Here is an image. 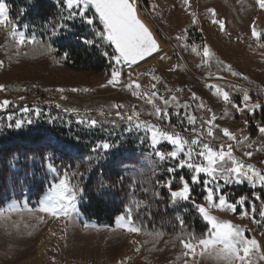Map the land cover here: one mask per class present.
Returning <instances> with one entry per match:
<instances>
[{
	"label": "rangeland",
	"instance_id": "obj_1",
	"mask_svg": "<svg viewBox=\"0 0 264 264\" xmlns=\"http://www.w3.org/2000/svg\"><path fill=\"white\" fill-rule=\"evenodd\" d=\"M136 2L141 16L161 40L163 50L140 65L118 66L117 69L121 73L120 83L115 87L108 84L112 76L101 78L73 71L62 73L60 77L65 82L72 79L74 81L72 84H80L79 81L83 79L86 81L93 79L96 81L95 84L91 87L61 86L57 90H50L49 96L44 99L36 96L25 97L24 94H20L17 98H8L4 95L3 85L0 102L7 100L10 103L0 108V135L5 129H11L17 132H42L44 138L39 143L38 157L22 163L20 167L12 166L0 187L2 192L14 196L11 202L0 210V264H121L140 248L136 240L138 233H130L125 228L117 227V220L121 216L125 218L131 216L129 207L137 203L138 196L154 195L159 168H162V163H169L170 160L161 162L155 152L161 151L162 145H168L172 151L175 150V146L167 140H161L155 146V150L152 147L149 155L135 156L116 152L111 166L122 174L126 183L139 187L136 193L126 197L131 199V204L126 208L125 213L116 219L113 226H101L82 216L79 213L80 194L77 195L76 209L71 215L53 216L41 211V204L51 187L63 178V174H60L57 168L55 173L50 171L48 163L52 162L51 157L65 160L60 153L67 149L63 145V140L55 136L50 127L66 125L85 130L93 128L100 130L98 125L89 126L87 121L80 123L81 120L63 119L55 114L56 110L74 109L73 112L98 111L105 114L129 113L132 116L134 113H139L138 118L141 122L147 121L150 125H156L187 139L196 138L199 134V138L213 148L218 149L220 145L226 148L231 144L236 158L264 173V133L259 131L260 127H264V46H262L264 45V9L259 7L256 0H189V4H185L184 0H147V2L136 0ZM210 9L215 10L216 19L225 22V30L212 23ZM90 11L94 12L92 9L88 12ZM194 20L198 23H194ZM253 24L261 33L259 39L252 35ZM2 27L0 26V29ZM18 32L24 33V31ZM178 37L183 38L178 39ZM194 46L197 48L195 52L192 50ZM205 46L214 53L211 58L202 57ZM224 57L231 62H227ZM205 59L207 63L204 62ZM228 65H231L232 71L228 70ZM236 66L240 71L235 68ZM193 67L197 71H193L192 74L203 81L198 88L205 91V94L188 86L181 77L180 73L192 71ZM233 72L240 75H233ZM153 76L159 77V80H154ZM253 80L254 83L260 84L259 87L251 85ZM133 81L139 83L141 87L136 89L133 84L129 89L127 84ZM152 85H155V88ZM209 85H218L227 91L231 103L225 102L222 97L216 95L215 88ZM59 89L65 91L61 92ZM72 89L79 91H71ZM84 89L88 91H83ZM178 89L181 91H177ZM133 92H139L140 95H133ZM153 92L157 93L156 105L166 107L168 115L164 119L149 114L153 113L154 109L153 105L147 102V97ZM245 92L250 96L247 102L243 100ZM193 93L199 99H193ZM173 96L177 98L175 101L172 100ZM160 97L169 100V104L165 106ZM245 103L249 106L255 104L260 106L249 111L244 108ZM200 104L204 107L201 108ZM116 105L123 107L117 108ZM233 105H239L244 111H238ZM25 108L28 109L27 112L24 111ZM37 109L40 110L39 114ZM213 113L216 116L214 124L219 126L214 128L215 139L206 135L207 124H204L203 134H200L202 123L209 120ZM193 115L197 120L191 125L188 123V117ZM9 117L12 119L9 120ZM17 120L24 121L19 129L14 126ZM29 120L32 122L28 123ZM9 124L13 126L9 127ZM129 128L125 132L148 134L151 140V132L146 131L145 128L138 129L135 126H132L131 130ZM193 128L197 131L193 132ZM223 128H228L241 143L238 144L237 141L224 137ZM245 136L248 137L247 141L244 140ZM246 152H252L253 155L248 157L245 155ZM67 157V161L72 159L71 162L81 172L89 173L96 162V155L92 150L87 154L73 153L71 158ZM180 158H185L183 153ZM171 162H175V165L178 163L173 159ZM185 169L192 175L190 169L186 167ZM200 179L202 182L197 184L202 185L206 191L205 182L209 178L201 174ZM32 180L36 183H44L47 190L39 199L30 201L27 194L35 190ZM219 183L221 187L216 188L217 195L223 194L229 202L239 200L227 196L228 193L234 192L237 186L261 188L258 182L253 186L247 180L243 183L228 184L221 180ZM211 186L215 188L214 184ZM180 187L182 184L178 188ZM225 189H228L226 193ZM253 197L257 199L258 193H254ZM193 201L195 204L207 206L205 198L201 202L190 199L177 203L193 204ZM261 208V211H264V206ZM245 211L248 212L247 216L242 215ZM211 212L221 220L231 221L243 227L246 236L258 240L261 251L264 252V217L257 215L253 202H250L248 207L246 204H238L235 213L216 208H212ZM199 251L200 249L197 248V253ZM252 259L254 264H264V260L256 256ZM184 264H221V262L208 255L197 254L194 257L187 256Z\"/></svg>",
	"mask_w": 264,
	"mask_h": 264
},
{
	"label": "trees",
	"instance_id": "obj_2",
	"mask_svg": "<svg viewBox=\"0 0 264 264\" xmlns=\"http://www.w3.org/2000/svg\"><path fill=\"white\" fill-rule=\"evenodd\" d=\"M141 1L147 2V0ZM4 2L8 5L9 20L16 30L24 31L28 39L34 36L40 42L35 46L26 45L18 50L10 44V38L7 35L9 29L4 26L0 29V61L3 62V66L0 67V85L5 86L6 97L17 98L20 94H24L25 97L36 96L44 99L49 96L50 90H57L61 86L91 87L96 82L93 79L87 81L83 79L79 81L80 84H72L74 83L72 79L68 82L63 81L60 77L62 73L73 71L87 76L109 78L117 69L118 65L110 59L115 52L113 46L96 35V29H103L98 18L94 21V26L88 25L79 16L62 20V16L68 15L62 0L61 3H57V0H4ZM93 13L90 11L86 15L92 16ZM53 24L57 25V35H52ZM60 24L66 27L60 28ZM84 39L94 40L95 44L87 45L83 42ZM47 45H51L55 51L46 53ZM18 51L20 55H17ZM104 52H107L108 56H105ZM65 54L67 59H64ZM224 59L231 62L226 57ZM235 68L239 69L237 66ZM191 70L180 73L183 81L196 91L205 94V91L198 88L203 81L192 74L197 69L193 67ZM251 85L259 87L260 84L254 83L253 80ZM55 114L70 121L91 119L98 121L100 130L95 128L85 130L66 125L50 127L53 134L63 140V145L67 149L60 153L65 160L51 157V161L59 169L60 174L76 173V175H70V180L73 185L83 188V192L80 193L79 213L90 222L101 226H113L116 219L123 215L131 204V199L126 197L136 193L139 186L126 183L122 174L111 166V162L116 152L135 156L149 155L152 146L148 134L125 132L130 127L127 117L132 115L129 113L105 114L98 111L56 110ZM138 121L141 122V119L138 118ZM136 122L134 119L131 127L135 126ZM43 136L42 132H17L11 129L2 131L0 187L12 166L20 167L22 163L38 157V147ZM100 142L114 143L118 147L109 151L98 149L94 152L96 162L89 173L79 171L71 162L72 159L67 161V156L71 158L73 153L87 154ZM160 150L168 153L172 151V148L162 145ZM175 166V162L172 163L171 159L169 163H162L157 177L160 183H157L154 195L138 196L137 203L129 207L132 221L141 229L136 237L140 248L121 264H184L187 257H184L182 253L187 250L183 248L181 241L188 240L190 236L200 239L207 235L209 225L192 203L172 204L171 202L170 192L164 186L165 182L173 179L174 189H178L181 184L180 176L191 182V173L185 168L177 169L176 173L167 171L168 168ZM31 182L35 190L26 193L30 201L39 199L47 190L44 183H36L34 180ZM191 188L193 197L191 199L197 202L204 200L206 191L202 185L194 184ZM226 190L228 189H225V193ZM254 193H258L260 201L253 197ZM227 196L230 199L247 197L246 206H250V202H253L257 215L261 213V207L264 205L262 188L237 186L234 192L228 193ZM13 198L14 196L10 193L0 190V210ZM192 242L195 243V241Z\"/></svg>",
	"mask_w": 264,
	"mask_h": 264
},
{
	"label": "snow or ice",
	"instance_id": "obj_3",
	"mask_svg": "<svg viewBox=\"0 0 264 264\" xmlns=\"http://www.w3.org/2000/svg\"><path fill=\"white\" fill-rule=\"evenodd\" d=\"M256 2L261 9H264V0H256ZM57 3H61V0H57ZM62 3L68 10V15L66 17L62 16V20L73 19L76 16H79L88 25L94 26V21L98 18L103 29H96V35L101 37L109 45L114 46L115 52L110 59L114 60L118 66L123 64L128 66L136 65L140 61L152 57L155 53L161 51L160 45L152 32L139 18L136 0H62ZM184 3L189 4V0H184ZM89 9L94 10L92 16L86 15ZM209 11L213 17L212 23L219 25L221 30H225V22L215 18V10L210 9ZM193 22L198 23L197 20H194ZM0 26L9 29L7 35L10 38V44L18 50L26 45L35 46L40 43L34 36L31 39H28L24 33L16 30L15 26L12 25L11 21L8 19V5L4 0H0ZM59 27L64 28L66 25L60 24ZM251 31L252 35L257 39L261 37V33L257 31L255 24L252 25ZM52 35H57L56 24L52 25ZM182 38L183 37H178V39ZM83 42L87 45L95 44L94 40L89 39H84ZM192 50L195 52L197 51V48L194 46ZM53 51H55V49H53L51 45L45 46L46 53H51ZM20 54L21 53L18 51L17 55ZM103 54L108 56L107 52H104ZM197 54L201 55L200 52H197ZM213 55L214 53L207 46L203 48L202 57L211 58ZM64 59H67V54H65ZM204 62L207 63V59H205ZM2 66L3 62L0 61V67ZM227 68L229 71H232L231 65H228ZM232 74L240 75L237 72H233ZM120 75L121 73L118 69L114 70L111 74L112 78L108 81V84L115 87L120 83ZM153 79L159 80V77L153 76ZM244 79H247V77H244ZM133 84H135L136 89L141 87V85L135 81L128 83L127 87L131 89ZM152 87L155 88V85H152ZM209 87L215 88L216 95L222 97L225 102L231 103L230 95L227 91L223 90L218 85H209ZM3 89L4 86L0 85V90ZM59 91L63 92L65 89H59ZM71 91L79 90L72 89ZM83 91H88V89H84ZM177 91L181 90L178 89ZM133 95L139 96L140 93L133 92ZM156 96L157 93L153 92L151 96L147 97V102L152 104L154 109V112L149 114H154L161 119H164L168 115L166 107L156 105ZM160 99L163 100L165 106L169 104V100L163 97H160ZM176 99L175 96L172 97L173 101ZM193 99H199V97L193 93ZM243 100L245 102L250 100V96L246 92L243 96ZM9 103L10 102L7 100L0 102V108L8 106ZM199 106L201 108L204 107L203 104H200ZM259 106L260 105L258 104L249 106L245 103L244 108L253 111ZM57 107H59V105H57ZM115 107L119 108L123 106L116 105ZM185 107L187 106L185 105ZM233 107L240 112L244 111V108H241L239 105H233ZM24 111L27 112L28 109L25 108ZM36 111L37 114H39L40 110L37 109ZM65 111L75 110L65 109ZM139 115V113H134L133 116L127 117V120L130 122L129 130H131V122L135 119L137 121L135 123L136 128L139 129L143 127L146 131L151 132V144L154 150L155 146L160 143L161 140H167L175 146V150L168 153L163 151L155 152L161 162L166 159L178 161L175 167L168 168L167 171L170 173H176L177 169H183L186 167L192 172L190 177L191 184L189 179L180 176L179 180L182 187L178 189L173 188V179H169L165 182L164 186H166L170 192L172 204H176L179 201H189L191 199V185L201 183V174H204L209 178L205 182L207 185V194L205 196L207 206L203 204H195L194 201L193 204L203 216L204 220L208 222L210 227H208L207 235L204 238L196 239L194 236H190L188 240H182L181 243L183 248L187 250L182 253V255L184 257L189 255L194 257L197 254L201 256L208 255L209 257L220 261L221 264H254V260L252 259L254 256L264 260V252L261 251V244L258 240L246 236V230L243 227L233 224L231 221L221 220L211 212L212 208H216L221 211H231L235 213L237 211V205L245 204L247 199V197L241 196L237 202H229L223 194L217 195L216 188L221 187L219 183L221 180H223L225 184L232 182L243 183L244 180H247L253 186L258 182L261 188H264V173L258 171L253 165H246L242 160L236 158L233 155L234 149L231 144L227 145L226 148L224 145H220L219 148L216 149L209 143L202 141L199 138V134L196 138L187 139L179 134L167 132L156 125H150L147 121L139 122ZM11 119L12 117H9V120ZM196 120L197 117L194 115L188 117V123L191 125H194ZM215 120L216 116L213 113L209 120L202 123L200 134H203L202 130L204 124H207L206 135L215 139L214 128L219 127L214 124ZM27 122L31 123L32 121L29 120ZM84 122L85 121L83 120L80 121V123ZM87 123L89 126H96L98 121L91 119L88 120ZM23 124L24 121L17 120L14 126L19 129ZM8 126L12 127L13 125L9 124ZM192 131L196 132L197 130L193 128ZM259 131L264 133V127H260ZM222 132L224 137L237 141L238 144L241 143V141L237 140L236 135L228 128H223ZM244 140L247 141L248 137L245 136ZM117 147L118 145L114 143L100 142L96 144L92 151L96 152L98 149L109 151ZM249 147H251L250 144ZM181 153L184 154L185 158H180ZM245 155L251 157L253 153L246 152ZM48 168L53 173L56 172L54 163L49 162ZM70 175H76V173L69 174L68 172H64L63 178L51 187L49 194L45 200L42 201L41 211L48 212L57 217L68 216L71 215L72 211H75L77 195L83 192V188H80L79 185H73L70 180ZM157 183L159 184L160 182L157 181ZM213 184L215 185V188L211 186ZM145 190L147 191V189ZM257 199H260V197H257ZM254 210L255 208L253 206V211ZM130 212L131 209H129V213ZM242 215L247 216L248 212L245 211ZM260 215L261 217H264V211H261ZM117 227L125 228L130 233H139L141 231L140 227L134 224L130 215L128 218H125L124 216L119 217L117 220ZM192 241H195V243ZM197 248L200 249L199 253H197Z\"/></svg>",
	"mask_w": 264,
	"mask_h": 264
},
{
	"label": "water",
	"instance_id": "obj_4",
	"mask_svg": "<svg viewBox=\"0 0 264 264\" xmlns=\"http://www.w3.org/2000/svg\"><path fill=\"white\" fill-rule=\"evenodd\" d=\"M136 4H137V2H136ZM93 11H94V10H93ZM137 12H138L139 18L143 21V23H144V24L149 28V30L152 32L153 36L155 37V39L157 40L158 44L160 45V48H161V51H162V50H163V45H162V43H161V40H160L159 37L157 36L156 32L151 28V26H150V25H149V24L143 19V17L141 16L138 5H137ZM113 48H114V46H113ZM114 50H115V49H114ZM161 51H160V52H161ZM160 52H159V53H160ZM159 53H155L152 57H154L155 55H157V54H159ZM152 57H148V58H146L145 60L140 61L138 64H136V65H132V67L137 66V65H140L141 63L147 61L148 59H150V58H152ZM124 65H126V64H124Z\"/></svg>",
	"mask_w": 264,
	"mask_h": 264
}]
</instances>
